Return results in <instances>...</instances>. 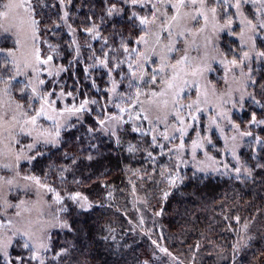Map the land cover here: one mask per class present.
Masks as SVG:
<instances>
[{
  "label": "trees",
  "instance_id": "obj_1",
  "mask_svg": "<svg viewBox=\"0 0 264 264\" xmlns=\"http://www.w3.org/2000/svg\"><path fill=\"white\" fill-rule=\"evenodd\" d=\"M27 1L38 22V48L58 70L46 90L58 103H89L55 144L36 145L19 165L55 206L46 248L14 235L0 250V264H264V55L252 67L250 99L230 112L241 143L226 151L220 134L208 138L198 121L167 136L137 111L154 86L132 76L144 32L139 16L150 9L132 0ZM256 44L264 53V37ZM0 47L13 43L5 37ZM221 48L231 58L235 38L223 35ZM151 62L143 70L149 76L157 64ZM13 72L1 55L0 80L27 106V84L5 82ZM210 75L220 88L219 71ZM199 139H206L202 147ZM181 143H189L194 156L210 155L219 170L205 172ZM135 193L140 206L133 204Z\"/></svg>",
  "mask_w": 264,
  "mask_h": 264
},
{
  "label": "rangeland",
  "instance_id": "obj_2",
  "mask_svg": "<svg viewBox=\"0 0 264 264\" xmlns=\"http://www.w3.org/2000/svg\"><path fill=\"white\" fill-rule=\"evenodd\" d=\"M179 0H140L137 5L150 9L146 15L147 23L141 24L144 32L139 38L141 56L136 62L135 79L137 81L151 79L156 74L154 86L146 97L141 99V107L137 111L147 117L149 123L165 129L167 136L182 134L177 129H184L195 121L204 127L203 132L209 138L210 133L216 132L221 136L226 151H232L241 136L234 132L230 120V112L237 103L250 99L248 86L251 81L252 67L261 59L257 49V37H264V0H205L201 6L189 4L179 9L177 21L171 19L177 15L171 4ZM8 0H0V12L5 11L3 5ZM13 7L7 17L0 16V40L9 37L13 43L10 49L0 47V56H5L13 64L12 79L22 80L28 86V97L32 96V88L39 94L51 93L46 90L47 84L55 79L57 71L49 55L41 54L36 41L35 27L27 0H14ZM215 8V15L211 9ZM203 12L207 16L199 15ZM188 13V16H185ZM191 16H197L192 20ZM228 34L235 38L237 48H234L231 58H227L221 48V38ZM143 38V39H141ZM171 46V51L169 47ZM11 53V54H9ZM237 55V56H234ZM184 56L188 59L178 63ZM155 60L157 64L150 66L152 75L144 73V67ZM41 61H47L41 63ZM235 61V63H233ZM142 66V67H141ZM163 67V71L159 69ZM217 69L220 73L221 87L218 88L211 81V70ZM144 73L141 79V73ZM195 73V74H193ZM176 76L173 81L172 77ZM40 81L44 83L41 84ZM174 84L173 89L168 83ZM179 91L178 103L173 104V93ZM156 92L158 95L152 96ZM163 92L164 95H159ZM52 107L46 109L52 117L41 116L35 125L25 123L35 115L40 105L29 99L28 105L17 101L9 93L7 85L0 80V207L3 218H0V250L4 251L8 241L14 235L21 234L37 250L47 246V233L57 223L54 203L47 199L38 184L23 175L19 170L22 161L30 157V151L36 145L55 144L60 131L77 115L75 106H70L53 97ZM168 103L165 104L164 101ZM193 107L189 109L187 106ZM22 105V107H18ZM53 108L55 110H53ZM196 116V120H192ZM202 117V118H201ZM201 118V120H200ZM183 120L181 124L179 121ZM165 126V128L163 127ZM183 132V133H184ZM60 135V134H59ZM28 140L23 141L22 138ZM55 140V143H46V140ZM206 140V139H205ZM205 140H198V145H205ZM207 142V141H206ZM183 144L190 153L192 160L201 165L205 172L219 170L217 162L210 155L194 156V148ZM32 145L30 148L29 146ZM188 146V147H187ZM235 150V149H234ZM10 181V183H9ZM19 192L25 193L17 200L10 195ZM143 203L141 196L133 195V204L140 206Z\"/></svg>",
  "mask_w": 264,
  "mask_h": 264
},
{
  "label": "snow or ice",
  "instance_id": "obj_3",
  "mask_svg": "<svg viewBox=\"0 0 264 264\" xmlns=\"http://www.w3.org/2000/svg\"><path fill=\"white\" fill-rule=\"evenodd\" d=\"M61 2H63V0H61ZM138 2H140V0H132V3H133V4H136V3H138ZM159 2H160V3H164L165 0H159ZM198 2H199V4H200L201 6H203V5L205 4V0H179V2H178L177 4H171L170 7L176 9V12H177V15L172 16L171 19H172L173 21H177L178 18H179V9H180V8H182V7H187L189 4H191V5H196ZM16 6H17V5L14 3V0H8V3L3 5L5 11L0 12V16H2V17H7L8 14H9V12L11 11V9H12L13 7H16ZM239 6H240V0H237L236 7L239 8ZM211 12L213 13V15H215L216 9H215V8H212V9H211ZM66 15H67V13H65V16H66ZM188 15H189L188 13H185V16H188ZM199 15L204 16L205 21H207V16H206L203 12H200ZM191 19H192V20H196V19H197V16H191ZM31 23H32L33 25H36L38 22L35 21V20H32ZM140 23H141V24H145V23H147V19H146V18L141 19ZM261 27H264V25H261ZM89 31H91V30H89ZM141 39H143V38H141ZM126 50H127V49H126ZM171 50H172V49H171V46H170V47H169V51H171ZM9 54H11V53H9ZM261 55H264V53H261ZM47 59L50 61V60L52 59V57L49 56ZM187 59H188V57H187V56H184L180 61H178V63H181V64H182V63H184V61H186ZM46 62H47V61H41V63H46ZM233 63H235V61H233ZM101 64H103L104 66H107L106 61H101ZM141 67H142V66H141ZM129 68L131 69V68H132V65H129ZM163 70H164L163 67H161V68L159 69V71H163ZM156 74H157V73L154 72V74L152 75V78H151V82H152V83H155V81H156ZM193 74H195V73H193ZM143 75H144V73L142 72V73H141V79H143ZM132 76H133V78L136 77V72H135V71L132 72ZM176 78H177V77L174 75V76L172 77V80L175 81ZM40 83L43 84L44 82H43V81H40ZM147 83H148V81H145V84H147ZM129 87H131V84L129 85ZM174 87H175V86H174V84H173L172 82H169V83H168V88H169V89H173ZM31 91H32V96H31V97H25V98H26V99H30V100H32L33 102H38L39 105H40V107H39L38 110H35V115L31 116L30 120H26L25 123H31V124L35 125L36 122H37V119H38L39 117H41V116H45V117L48 118V119H52V117L49 116V115L47 114V111H46V109L52 107V105H54V103H55V101H50V100L48 99V97L51 96L52 93H47L46 95H42V94H39V93H38V91H37L36 88H32ZM113 91H115V87L113 88ZM61 95H63V93H62ZM139 95H140V93H139V91H138V92H137V97H138ZM151 95H152V96H156V95H158V94H157L156 92H153V93H151ZM159 95H164V93L161 92V93H159ZM173 96H174V99H173V101H172L173 104L178 103V99H179V91H175V92L173 93ZM88 103H89V101H87V100L83 101V102L80 104L79 108H75L74 111H75V112H82V111H84V110L86 109V105H87ZM93 103H95V101H93ZM164 103L167 104L168 101L165 100ZM18 107H22V105H18ZM187 107H188L189 109H191V108L193 107V105L189 104ZM53 110H55V109L53 108ZM121 111H124V109H121ZM146 118H147V117H145V119H146ZM191 118H192V120H196V119H197L196 116H192ZM253 121H255V116H253ZM179 122H180L181 124L184 123V121H183L182 119H181ZM101 123H103V121H102ZM177 130L180 131L182 134H183V132H184V129H182V128H181V129H177ZM59 134H60V133H59V130L57 129V130H56V133H55V136L58 137ZM153 139H155V137H154ZM165 139H168V137L165 136ZM45 142H46V143H55V140H54V139H53V140H46ZM194 146H197V145H194ZM29 147L31 148L32 145H30ZM181 147H183V144H181ZM131 150H132V149L130 148L129 151H131ZM149 155H151V154H149ZM236 171H237V173H239V172H240V169L237 168ZM37 182H38V181H37ZM9 183H10V181H9ZM167 195H168V194L165 193V197H167ZM78 198H79V193H77L75 196H72V197H71V199H73V200H77ZM85 199H86V198H85ZM59 201H60V197H59V195H57V202H59ZM25 247H27V245H25ZM32 258L35 259L36 257H32ZM41 264H43L42 261H41Z\"/></svg>",
  "mask_w": 264,
  "mask_h": 264
}]
</instances>
